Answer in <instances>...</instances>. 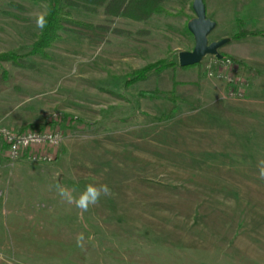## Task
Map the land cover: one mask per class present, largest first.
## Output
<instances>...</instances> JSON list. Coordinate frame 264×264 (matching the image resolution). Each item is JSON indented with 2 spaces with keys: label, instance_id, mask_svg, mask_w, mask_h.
Segmentation results:
<instances>
[{
  "label": "rangeland",
  "instance_id": "rangeland-1",
  "mask_svg": "<svg viewBox=\"0 0 264 264\" xmlns=\"http://www.w3.org/2000/svg\"><path fill=\"white\" fill-rule=\"evenodd\" d=\"M204 3L230 64L208 55L127 84L192 50V0L141 21L79 13L26 56L38 71L1 56L29 52L48 0H0V123L62 137L51 162L9 159L0 140V264H264V36L234 37L238 21L264 32V0ZM88 184L112 195L84 212L57 191Z\"/></svg>",
  "mask_w": 264,
  "mask_h": 264
},
{
  "label": "trees",
  "instance_id": "trees-1",
  "mask_svg": "<svg viewBox=\"0 0 264 264\" xmlns=\"http://www.w3.org/2000/svg\"><path fill=\"white\" fill-rule=\"evenodd\" d=\"M164 0H48L47 12L45 18L47 21L46 27L40 29L39 34L33 41L31 48L27 54L17 55L14 52H8L1 56L4 60L10 61L13 66L23 68L31 71H38L35 64L30 63L26 56H34L45 54L44 51L48 48L58 37L59 33L65 29V22L72 19L73 16L86 11L101 12L106 16L113 17H127L133 20H146L157 12H163L162 3ZM17 4V3H16ZM20 7L18 4L16 5ZM101 8V10H100ZM24 9V7H20ZM237 32L234 37L241 38L244 36H264L262 30H249L242 26L241 22H237ZM116 31V29H114ZM224 58V56H222ZM201 63H198L200 67ZM170 67H179L178 61L166 62L165 60H159L155 63L146 65L145 67L136 70L132 78L127 80V84L138 80H144L150 73H160ZM248 72L252 74L254 78L257 71L248 69ZM141 95L156 96L164 95L171 102L176 103L177 96L171 91L153 90ZM199 103L195 102L192 108H199ZM175 110V109H174ZM172 110L170 113L173 114ZM116 222L120 225L124 224L122 218H117ZM142 232L144 234H151L153 230L148 227H143Z\"/></svg>",
  "mask_w": 264,
  "mask_h": 264
},
{
  "label": "built area",
  "instance_id": "built-area-1",
  "mask_svg": "<svg viewBox=\"0 0 264 264\" xmlns=\"http://www.w3.org/2000/svg\"><path fill=\"white\" fill-rule=\"evenodd\" d=\"M214 64H230L229 59L215 57ZM218 72L223 78L228 77ZM230 83H234L231 79ZM61 132L58 130H27L18 131L0 123V140L5 145V154L12 160L25 158L32 162H51L56 158V150L61 142Z\"/></svg>",
  "mask_w": 264,
  "mask_h": 264
},
{
  "label": "water",
  "instance_id": "water-1",
  "mask_svg": "<svg viewBox=\"0 0 264 264\" xmlns=\"http://www.w3.org/2000/svg\"><path fill=\"white\" fill-rule=\"evenodd\" d=\"M192 10L194 17L187 22V29L193 36L194 46L192 50H181L177 53L180 67L198 64L208 55L221 59L222 55L218 49L230 41L229 37L208 40L216 22L207 17L204 0H192Z\"/></svg>",
  "mask_w": 264,
  "mask_h": 264
},
{
  "label": "clouds",
  "instance_id": "clouds-1",
  "mask_svg": "<svg viewBox=\"0 0 264 264\" xmlns=\"http://www.w3.org/2000/svg\"><path fill=\"white\" fill-rule=\"evenodd\" d=\"M36 24L40 29H44L46 27L47 21L44 14L38 16ZM261 176L264 177V170H262ZM57 191L62 198L66 199L69 203L75 204L81 212L88 211L90 206L98 204L101 196L112 195L111 190L106 184H88L78 197L72 195L73 190H69L68 188L60 185H57ZM82 239V236L78 237L77 243L80 244Z\"/></svg>",
  "mask_w": 264,
  "mask_h": 264
}]
</instances>
